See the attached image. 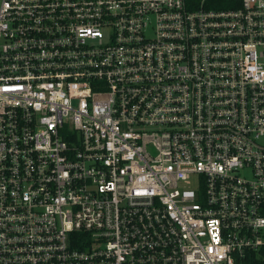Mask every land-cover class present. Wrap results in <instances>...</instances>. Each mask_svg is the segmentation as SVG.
<instances>
[{
    "label": "built area",
    "instance_id": "1",
    "mask_svg": "<svg viewBox=\"0 0 264 264\" xmlns=\"http://www.w3.org/2000/svg\"><path fill=\"white\" fill-rule=\"evenodd\" d=\"M0 264H264V0H1Z\"/></svg>",
    "mask_w": 264,
    "mask_h": 264
},
{
    "label": "rangeland",
    "instance_id": "2",
    "mask_svg": "<svg viewBox=\"0 0 264 264\" xmlns=\"http://www.w3.org/2000/svg\"><path fill=\"white\" fill-rule=\"evenodd\" d=\"M0 2H1V0H0Z\"/></svg>",
    "mask_w": 264,
    "mask_h": 264
}]
</instances>
